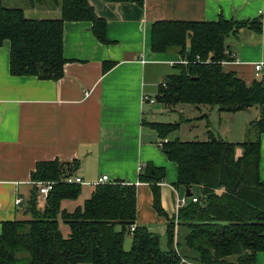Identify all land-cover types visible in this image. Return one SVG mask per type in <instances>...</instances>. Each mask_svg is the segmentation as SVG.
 I'll return each instance as SVG.
<instances>
[{
	"label": "trees",
	"instance_id": "trees-1",
	"mask_svg": "<svg viewBox=\"0 0 264 264\" xmlns=\"http://www.w3.org/2000/svg\"><path fill=\"white\" fill-rule=\"evenodd\" d=\"M43 1L27 2L37 7ZM48 2L59 8L60 18L30 19L21 8L3 6L0 0V47L9 43L11 76L58 81L66 62L65 22H88L97 41L111 44L105 20L96 16L88 0ZM242 29L259 34L261 23L219 18L213 22L152 24L151 51L175 52L181 58L173 65L176 73L158 88L155 102L162 108L191 105L202 120L213 110L233 114L255 107L259 111V117L249 125L248 138L241 143L210 132L205 140L175 138L163 143L161 150L177 167L173 186L189 192L198 189L196 197L191 196L196 202L189 198L172 218L161 207L160 184L166 179L165 169L151 163L143 165L138 182L149 186L152 207L166 220V250H161L158 234L136 225L135 184L121 181L95 186L81 206L68 211L63 203L76 201L81 186L66 185L62 180L72 176L78 165L76 161H50L37 163L31 173L32 181L56 183L43 210L31 206L26 211L31 215L29 220L1 224L0 264H257V254L264 253V182L259 176L264 86L263 81L248 86L235 73L222 69L223 63L233 61L226 39ZM109 67L105 65L103 71ZM151 125L159 140H164L180 124ZM237 147L242 151L239 157ZM30 195L38 198L35 188ZM127 235L131 238L128 251L123 248Z\"/></svg>",
	"mask_w": 264,
	"mask_h": 264
},
{
	"label": "crops",
	"instance_id": "crops-1",
	"mask_svg": "<svg viewBox=\"0 0 264 264\" xmlns=\"http://www.w3.org/2000/svg\"><path fill=\"white\" fill-rule=\"evenodd\" d=\"M20 1L9 0L12 6L8 7ZM22 1V8L15 7L21 8L27 18H60L59 8L50 5L48 0L37 6L39 10L28 3L26 10ZM88 3L96 16L105 20L106 36L111 44L97 41L88 22H65L63 57L66 62L58 81L11 76L9 43L4 42L0 47V233L1 224L16 220L17 207L22 208L26 193L30 195L33 191L31 173L36 164L50 161H76L78 168L73 175L85 183H95L105 175L111 181L120 179L135 184L138 196L144 192L141 188L146 187L148 203L144 200L140 204L136 194V212H139L136 225L145 226L159 236L166 231L165 218L163 225L152 227L140 217L142 207H152V195L147 184L138 182V170L141 165L151 163L164 168L169 178L174 176L171 182H176V165L158 146L160 140L156 133L143 123L148 121H145V106L150 110L162 109L150 101L154 102L159 86L181 58L175 52L151 51L153 23L213 22L219 18L260 22L261 33L242 29L226 39L233 61L223 63L222 69L235 73L248 86L253 81H264V0H143L142 6L126 1L88 0ZM258 64L262 68L255 71ZM105 65L110 66L107 71H103ZM212 113L220 123L227 122L222 116L228 113L208 112V117L203 119L206 132L201 140L210 132L230 142L210 128ZM197 118L188 124H195ZM173 139L169 135L166 141ZM260 147L259 176L264 182V134L260 137ZM241 152L237 149L236 156ZM173 184L165 181L160 184L161 207L162 188H170L177 195L174 211L166 214L168 218L176 215L177 200L189 202L186 191L184 198H180V187ZM88 187L91 190L79 203L78 199L63 203V208L73 210L81 206L94 188ZM190 192L196 197L198 189ZM16 198L22 200V205H14ZM149 223L155 225L153 217ZM256 263L264 264V253L257 254Z\"/></svg>",
	"mask_w": 264,
	"mask_h": 264
},
{
	"label": "rangeland",
	"instance_id": "rangeland-1",
	"mask_svg": "<svg viewBox=\"0 0 264 264\" xmlns=\"http://www.w3.org/2000/svg\"><path fill=\"white\" fill-rule=\"evenodd\" d=\"M2 2H3V6H7V7L12 6L9 0H2ZM20 2H23V1L21 0ZM20 2L16 3L13 6L14 7L18 6L22 8L23 5ZM27 3H28L27 0H24V7L26 6V10H28ZM36 9L39 10L41 8L36 7ZM175 73H176V70L171 69L168 75H172ZM161 86L164 87L163 85ZM153 103L154 104L152 105H155V104L159 105L158 103L155 102V100ZM257 110H258L257 108L253 107L246 111L238 112L235 115L228 113L226 116L224 117L222 116V119L227 121L226 123H220L218 116L212 113V116L209 119V122H210L209 126L211 129L216 130L220 135L228 138L230 142L241 143L248 138L247 136V131L249 128L248 123L256 120L259 116V113L257 112ZM144 113L146 117L145 121L146 119L148 121L144 122L143 124L145 127H148L151 130H153L151 123H163V124L179 123L180 125H179L178 130L172 133L170 137L174 139L177 138L182 141H189V140H195V139L201 140L204 138V133L206 132V125H205L206 123L204 120L197 118V117H200V113L196 111L194 106L187 105V104H178L172 108L163 107L162 109H159V110H150L148 106H145ZM195 118H197L195 120V124L189 125L188 121H194ZM237 149L241 150V148L239 147H237L236 150ZM263 159H264V156H263ZM172 178H174V176L172 177L170 176L169 178L168 175H166L165 182L168 184H173L174 182H171V180H173ZM81 189L82 191L80 193V196L78 197V201H77L78 203L91 190L90 187L88 186H81ZM141 189H144V192L143 191L140 192L139 196L137 193L138 201L140 204L143 203L144 200H146L148 203L149 190L146 189V187H143ZM184 191L185 190L183 188L181 187L178 188V193H179L180 198H184V195H185ZM176 196L177 195H175L174 191H172L170 188H165V189L162 188V208L166 214H170V212L174 211V207H175L174 202H175ZM31 206L36 208V210L42 211L44 207V201L40 200L39 197L38 198L34 196L31 197V195L26 193V196L23 201V207L22 208L17 207V215L15 217L16 220H29L31 218V215L26 211H28L31 208ZM148 210L151 211L152 215L149 214ZM68 211H71V210H68ZM136 213H138L139 215L138 211ZM140 217L144 219V222H146L145 224H149L152 227L160 226L164 224V223L161 224L162 220H164L163 219L164 217L159 216L155 212V210L152 209L151 206H149L146 209L142 207L140 210ZM152 217H153V222L155 223V225H153V223H149L151 222ZM176 227L177 226H175V234L178 231V227L177 228ZM164 231L160 233V247L162 248L164 247L166 248L167 246V239H166V235ZM175 240H176V237H175ZM130 247H131V238L129 235H127L124 238L123 248L124 250L128 251Z\"/></svg>",
	"mask_w": 264,
	"mask_h": 264
},
{
	"label": "built area",
	"instance_id": "built-area-1",
	"mask_svg": "<svg viewBox=\"0 0 264 264\" xmlns=\"http://www.w3.org/2000/svg\"><path fill=\"white\" fill-rule=\"evenodd\" d=\"M262 68V65L258 64L255 66V71H259ZM163 86L165 85L164 82L162 84ZM151 104H154L153 101H150ZM166 139L164 140H160L158 143V146L161 148L163 143H166ZM143 168V165H141L139 167L138 172L141 171V169ZM114 181H111L107 176L103 175L101 176L95 183L89 184V183H85L80 177L77 176H67L62 180L63 184L66 185H79V186H98V185H103V184H107V183H111ZM32 185L34 186L36 193L38 195V197L45 201L49 192L52 191V189L54 188V186L56 185L55 182H50V181H32ZM191 198V201L194 203L196 202V198ZM186 204V199H181V200H177L176 202V210L180 209L181 207H183ZM14 205L15 206H19L22 205V200L19 198H16L14 201ZM133 228L130 229V231H132Z\"/></svg>",
	"mask_w": 264,
	"mask_h": 264
},
{
	"label": "water",
	"instance_id": "water-1",
	"mask_svg": "<svg viewBox=\"0 0 264 264\" xmlns=\"http://www.w3.org/2000/svg\"><path fill=\"white\" fill-rule=\"evenodd\" d=\"M226 50L228 51V52H232V49H231V46H227L226 47ZM263 86H264V81H263ZM160 107H159V105H158V107H157V109H159ZM122 180H120V179H116V180H114V182H121ZM186 196L188 197V198H190L191 196H192V194L188 191V190H186Z\"/></svg>",
	"mask_w": 264,
	"mask_h": 264
}]
</instances>
